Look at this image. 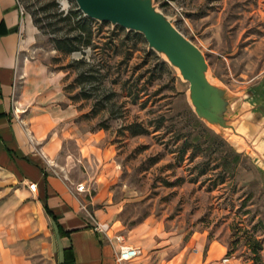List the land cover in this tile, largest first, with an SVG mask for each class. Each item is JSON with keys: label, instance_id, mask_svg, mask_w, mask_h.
I'll return each mask as SVG.
<instances>
[{"label": "rangeland", "instance_id": "1", "mask_svg": "<svg viewBox=\"0 0 264 264\" xmlns=\"http://www.w3.org/2000/svg\"><path fill=\"white\" fill-rule=\"evenodd\" d=\"M17 2L23 17L38 21L23 32L32 42L25 60L60 75L79 130L95 135L79 165L91 195L95 182L106 192L100 208L112 229L126 237L152 228L190 240L191 249L203 237L244 264H253L255 239L264 263V162L236 153L196 118L188 85L142 35L96 22L90 46L64 54L55 41L75 32L54 13L60 3L79 11L75 1ZM155 4L204 53L213 78L233 92L255 86L264 70V0Z\"/></svg>", "mask_w": 264, "mask_h": 264}, {"label": "crops", "instance_id": "2", "mask_svg": "<svg viewBox=\"0 0 264 264\" xmlns=\"http://www.w3.org/2000/svg\"><path fill=\"white\" fill-rule=\"evenodd\" d=\"M30 23L17 0H0V264H120L117 243L93 230L92 219L107 220L106 192L95 182L91 195L79 165L95 135L79 130L60 75L25 60ZM255 81L245 89L264 115V70ZM83 183L87 191L77 192ZM125 239L141 254L123 264H244L203 237L193 249L148 227Z\"/></svg>", "mask_w": 264, "mask_h": 264}, {"label": "water", "instance_id": "3", "mask_svg": "<svg viewBox=\"0 0 264 264\" xmlns=\"http://www.w3.org/2000/svg\"><path fill=\"white\" fill-rule=\"evenodd\" d=\"M84 17L143 36L147 49L188 85L196 118L236 153L264 162V115L251 90L233 92L213 78L204 53L175 26L155 0H74Z\"/></svg>", "mask_w": 264, "mask_h": 264}, {"label": "trees", "instance_id": "4", "mask_svg": "<svg viewBox=\"0 0 264 264\" xmlns=\"http://www.w3.org/2000/svg\"><path fill=\"white\" fill-rule=\"evenodd\" d=\"M50 6L52 8H55L56 6H58V4L53 1L50 3ZM54 16L58 17L60 22L71 25L70 31L75 32L74 35H65L61 39H57L55 41V47L58 51L64 54H71L83 49L81 47L90 46L91 37L93 33L92 25L96 23L95 21L84 17L79 11H67L64 14L62 11L60 13H57V10H55ZM37 23L38 21L34 20V25H37ZM136 36L140 37L139 35ZM139 134H143V132H140ZM253 245V264H264L261 256V253L263 251L261 243L254 239ZM227 255L230 256L229 253H227Z\"/></svg>", "mask_w": 264, "mask_h": 264}, {"label": "built area", "instance_id": "5", "mask_svg": "<svg viewBox=\"0 0 264 264\" xmlns=\"http://www.w3.org/2000/svg\"><path fill=\"white\" fill-rule=\"evenodd\" d=\"M60 10L64 13L68 11L67 7L64 6V4L60 3ZM20 14L23 15V12L20 8ZM29 188L31 190H34L35 185L30 184ZM77 192H85L87 189L85 188L84 184H79L76 186ZM93 220V230L102 235L109 243H112L115 241L117 243V248L115 249V261L117 263L123 264V263H129L133 260H135L137 257L141 254V249L139 247L133 246L129 243H127L125 237L119 233H114L112 226L103 221H99L96 219Z\"/></svg>", "mask_w": 264, "mask_h": 264}]
</instances>
